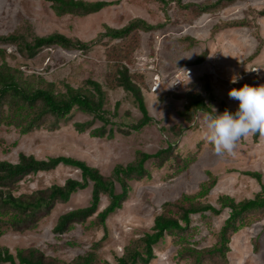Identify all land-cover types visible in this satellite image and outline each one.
Returning a JSON list of instances; mask_svg holds the SVG:
<instances>
[{
	"label": "rangeland",
	"instance_id": "374dc122",
	"mask_svg": "<svg viewBox=\"0 0 264 264\" xmlns=\"http://www.w3.org/2000/svg\"><path fill=\"white\" fill-rule=\"evenodd\" d=\"M83 1L112 4L86 16H57L51 3L45 0H0V36L18 34L31 41L33 36L59 33L90 42L98 40V34L104 33L106 27L121 29L136 18L156 26V29L137 31L125 42L102 38L87 52L51 46L30 56L17 43H0V49L5 52L4 59L10 66L21 69L24 75L41 74L45 80L56 84V92H64L66 84L82 87L87 79L98 81L107 95L104 108L111 113L117 108L121 124L129 123L128 117L133 120L141 117L132 95L114 87L115 68L126 65L134 81L140 85L149 113L157 123L130 136L119 133L115 127L112 139L90 136V129L102 126L100 121H94L83 133L76 131L75 123H85L93 118L80 111L69 120L60 121L54 131L48 130L44 124L40 129L22 135L16 127L2 124L0 161L17 163L21 153L38 159L68 156L82 160L105 177H110L115 166L127 165L135 159L138 151L153 154L167 147L169 142L189 165L177 173L179 158L162 168L149 160L146 168L151 178L129 182V196L122 208L107 218L108 237L96 250L94 244L105 234L103 227L96 222V215L85 223L73 224L63 234L53 232L63 213L88 206L91 184L74 194L68 203H57L34 229L17 231L3 226L0 246L7 247L13 254L17 249L36 248L45 256L64 263L95 251L100 262L118 264L117 258L124 254L126 246L152 232L154 219L161 213L162 205L182 194H197L201 184L208 180L209 172L216 176L217 183L206 197L200 199L216 207L218 198L223 195L236 202L255 197L261 186L256 179L245 175L246 171L261 173L264 185V137H260L257 144L253 142V136L242 138L235 156H217L212 145L202 139L206 114L198 112L192 121H186L179 114L185 100L176 97L198 90L207 99L203 85L208 77L216 96L236 110L239 102L229 98L231 89H239L244 84L264 85V16L260 14L264 12V0H237L204 14L181 9L175 0H167L169 5L158 0ZM181 1L183 4L204 5L216 0ZM217 26L224 29L216 31ZM119 50L126 58H117ZM202 53H207L205 61L193 65ZM187 67L191 70L190 80L185 77L178 81L179 72ZM253 67L260 68L258 76L251 75ZM6 109L5 106V112ZM183 130L181 136L174 135ZM71 178L80 180V171L60 165L49 172L26 176L5 191L19 197L52 185H63ZM116 187L120 191L118 184ZM108 203V197L102 195L98 211ZM228 216V209L220 215H193L188 233L167 235L154 246L156 258L150 264H190L192 258L182 255V249L189 245L197 250L213 247ZM243 223L245 226L230 237L229 264H264V215H247ZM255 246L257 250H254Z\"/></svg>",
	"mask_w": 264,
	"mask_h": 264
},
{
	"label": "trees",
	"instance_id": "16d2710c",
	"mask_svg": "<svg viewBox=\"0 0 264 264\" xmlns=\"http://www.w3.org/2000/svg\"><path fill=\"white\" fill-rule=\"evenodd\" d=\"M51 3V8L57 16L74 14L86 16L97 13L112 3L105 1L87 2L83 0H45ZM169 5L170 1L158 0ZM177 5L184 10L192 9L196 14L209 13L219 8L223 4H231L237 0H216L213 3L204 5L183 4L181 0H175ZM264 16V12L260 13ZM237 26V24L235 25ZM156 26L151 25L143 19H133L121 29L106 27L104 33L98 34V40L83 42L79 39H71L59 33L48 36H33L31 41H27L22 35L11 34L10 36H0V43H17L28 55L33 56L44 47L58 46L65 50H80L87 52L102 38L127 41L137 31L149 32L155 30ZM216 31L224 29L217 26ZM194 40V39H193ZM4 50L0 49V125L16 127L22 135H27L35 129H40L46 124L50 131L58 129L62 120H69L72 115L80 111L91 115V121L85 123H75L76 131L83 133L89 130L94 121H100L102 126L90 129L91 137L112 139L117 127L119 133L130 136L133 133L141 132L156 120L150 115L145 98L140 85L134 81L126 65H118L115 68L114 87L122 88L130 93L134 98L141 117L133 120L128 117L129 123L118 122L117 108L114 112L107 111L106 92L103 86L96 80L87 79L82 87L65 85L64 92H56V84L45 80L38 73L24 75L19 68L10 66L4 59ZM117 58H126L122 51H118ZM207 53H202L194 61L193 65H200L206 59ZM203 90L207 99L201 91L192 90L185 95H177V98L185 100V105L180 116L190 122L198 112L204 114L212 113L213 108L217 113L225 110L235 112L225 101L220 100L216 94L210 78L204 80ZM7 107L6 112L4 107ZM46 123V121H48ZM110 127V128H108ZM174 133L175 136H181ZM259 134L253 135V142H259ZM180 153L175 152L174 145L167 143V147L158 149L155 153L149 154L138 151L135 159L127 165H117L113 169L110 177H105L101 172L89 166L86 162L68 156L49 157L38 159L33 155L21 153L19 161L12 163L0 161V236L4 234L3 226L7 225L17 231L34 229L39 220L54 208L57 203H68L71 197L78 191L87 189L92 185L91 198L88 206L71 210L61 215L53 232L63 234L71 228L73 224L85 223L89 218L96 215V222L102 226L105 234L100 242L94 244L96 250L102 241L108 237L106 227L107 218L120 210L127 200L130 192L129 182L150 179L151 175L146 168V163L153 160L158 168L164 167L168 162L178 158L176 172L180 173L187 169L188 162L181 159ZM180 160V161H179ZM64 165L73 167L80 171L81 179H68L63 185H52L46 189L32 192L31 194L14 196L5 188L13 186L31 174L39 172H49L58 166ZM248 175L257 180L261 189L254 198L244 199L236 202L228 195L220 196L217 200L218 207L209 202H204L200 198L206 197L216 186L217 178L211 172L208 173V180L203 182L197 194H182L178 199L167 201L162 205V211L154 219L152 232L145 234L138 240L126 246L124 254L117 258L118 264H150L155 258L154 246L164 240L169 235H182L188 233L191 224V217L196 214L212 213L220 215L223 210H229V216L221 227L216 244L207 249L197 250L195 247H184L182 255L191 257L190 264H229L227 253L230 251V237L244 227L245 216L253 213L264 215V185L262 174L255 171H246ZM120 191H117L116 185ZM106 195L109 199L108 205L99 210L101 196ZM257 250V246L254 247ZM216 260L213 261V259ZM0 264H109L100 262L95 251L80 255L64 263L45 256L39 249H17L13 254L7 247L0 246Z\"/></svg>",
	"mask_w": 264,
	"mask_h": 264
},
{
	"label": "clouds",
	"instance_id": "9594fccd",
	"mask_svg": "<svg viewBox=\"0 0 264 264\" xmlns=\"http://www.w3.org/2000/svg\"><path fill=\"white\" fill-rule=\"evenodd\" d=\"M187 73L188 81L190 73ZM236 83L235 80L232 81ZM229 98L238 101V108L233 112L225 110L204 116L205 128L202 139L212 145L217 156H235L238 142L259 134L264 137V85L257 87L244 84L241 88H233L228 93Z\"/></svg>",
	"mask_w": 264,
	"mask_h": 264
},
{
	"label": "built area",
	"instance_id": "2783aa9c",
	"mask_svg": "<svg viewBox=\"0 0 264 264\" xmlns=\"http://www.w3.org/2000/svg\"><path fill=\"white\" fill-rule=\"evenodd\" d=\"M187 71L188 73H190V76H191V70L187 67V68H184L182 69L179 73H180V78L178 81H180L182 78H185L187 77V73L185 72ZM179 73L177 74L179 76ZM251 75L252 76H258L260 74V68H256V67H253L250 71Z\"/></svg>",
	"mask_w": 264,
	"mask_h": 264
}]
</instances>
